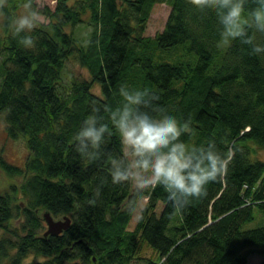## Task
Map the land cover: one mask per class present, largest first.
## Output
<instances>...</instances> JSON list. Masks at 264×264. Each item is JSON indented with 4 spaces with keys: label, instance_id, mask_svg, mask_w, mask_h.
<instances>
[{
    "label": "trees",
    "instance_id": "1",
    "mask_svg": "<svg viewBox=\"0 0 264 264\" xmlns=\"http://www.w3.org/2000/svg\"><path fill=\"white\" fill-rule=\"evenodd\" d=\"M70 1L39 12L48 23L31 33L32 49L11 34L27 0H6L0 15V116L6 138L23 139L28 151L23 169L0 157V171L18 182L0 193V264L28 256L45 260L36 264H247L246 248L264 264V226L242 230L264 224V161L251 160L248 146L264 150V56L239 41L221 52L214 14L191 0ZM157 4L170 8L168 18L145 38ZM79 26L90 29L85 42ZM69 60L90 80L63 83ZM95 84L100 97L91 92ZM121 86L158 93L168 112L189 123L185 143H214L230 157L227 174L183 206L160 187L113 185L109 157L124 152L110 122L113 135L92 163L73 137L89 115L107 117L120 105ZM45 212L70 218V227L45 237ZM144 247L153 259L142 258Z\"/></svg>",
    "mask_w": 264,
    "mask_h": 264
},
{
    "label": "clouds",
    "instance_id": "2",
    "mask_svg": "<svg viewBox=\"0 0 264 264\" xmlns=\"http://www.w3.org/2000/svg\"><path fill=\"white\" fill-rule=\"evenodd\" d=\"M202 12L214 14L224 44L239 41L250 54L264 56V0H191ZM6 0H0V15ZM11 22V34L25 49L35 47L31 35L41 20L31 0ZM119 106L108 109L107 117L93 114L83 120L73 141L80 157L92 163L101 158L103 146L118 135L123 156L109 157L113 185L135 181L138 191L157 187L168 194L174 205L183 206L202 197L209 183L228 172L230 157L222 155L214 143L187 144L181 139L191 134L189 123H181L159 103L156 92L121 86ZM108 121V122H106ZM99 195V190H97Z\"/></svg>",
    "mask_w": 264,
    "mask_h": 264
},
{
    "label": "rangeland",
    "instance_id": "3",
    "mask_svg": "<svg viewBox=\"0 0 264 264\" xmlns=\"http://www.w3.org/2000/svg\"><path fill=\"white\" fill-rule=\"evenodd\" d=\"M74 0L70 1V4L73 3ZM35 10L42 12L44 8H48L50 10H53L55 6V0H35ZM23 12V9L19 12V15ZM170 12V8L163 5V4H157L153 7L146 30L144 32V37L147 38H153L157 33H160L163 31L166 20L168 18ZM1 16H0V26H1ZM40 24H47L48 20L41 15V20L38 22ZM90 29L87 28V26H79L75 29L76 36L81 39L83 42L87 39V34L89 33ZM0 35H1V27H0ZM229 45L224 44L223 40L219 43V50L221 52L225 51L226 48ZM165 57V62L168 64H174L171 60L168 59L166 54H161ZM63 83L67 84L72 80H87L89 81V75L86 70L81 68L77 61L75 60H69L65 64V68L63 70ZM92 94L95 96L100 97L101 91L99 85L95 84L92 87L91 90ZM5 122L3 116H0V157H2L7 163L20 167L23 169L24 163L28 157V151L25 146V142L23 139H18L16 141H10L6 138V134L4 131ZM248 146L251 148V160L254 159H260L264 161V150L260 149L253 143H249ZM9 185H18L17 180H10L4 173L0 171V193L6 192L8 190ZM130 185V192H132L136 186L135 181H129ZM19 202V200H18ZM20 205L23 206V203L20 202ZM54 221L61 220L60 219H53ZM260 222H263L264 219L262 216L259 217ZM16 222H14L12 225H15ZM43 229L42 233L44 234L47 230V227L45 223H43ZM264 226V224H260L258 220H255L254 222L250 224H246L243 226L242 230H249L256 227ZM253 251H255L254 248H246L243 252L249 253L247 257V264H259L261 259L257 254H255ZM142 258L146 259H153L154 255L152 252L144 247L142 249ZM45 261L41 258H35L33 256H28L22 264H36Z\"/></svg>",
    "mask_w": 264,
    "mask_h": 264
},
{
    "label": "water",
    "instance_id": "4",
    "mask_svg": "<svg viewBox=\"0 0 264 264\" xmlns=\"http://www.w3.org/2000/svg\"><path fill=\"white\" fill-rule=\"evenodd\" d=\"M41 218L47 227V230L44 233L45 237L47 235L59 236L64 231H66L71 225L70 218L66 216L61 218V220L54 221L53 218L50 216V214L45 212L42 214Z\"/></svg>",
    "mask_w": 264,
    "mask_h": 264
}]
</instances>
